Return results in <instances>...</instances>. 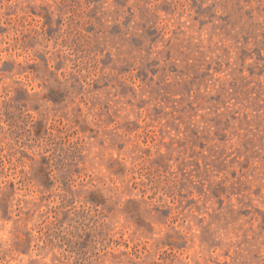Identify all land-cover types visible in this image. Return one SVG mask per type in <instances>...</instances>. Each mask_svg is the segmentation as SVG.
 <instances>
[{
	"label": "rangeland",
	"instance_id": "1",
	"mask_svg": "<svg viewBox=\"0 0 264 264\" xmlns=\"http://www.w3.org/2000/svg\"><path fill=\"white\" fill-rule=\"evenodd\" d=\"M0 264H264V0H0Z\"/></svg>",
	"mask_w": 264,
	"mask_h": 264
}]
</instances>
